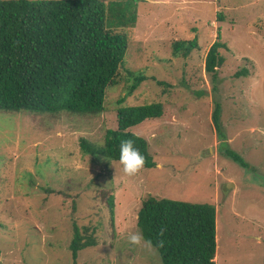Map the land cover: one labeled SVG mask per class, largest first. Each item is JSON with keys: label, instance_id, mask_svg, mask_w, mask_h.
<instances>
[{"label": "rangeland", "instance_id": "rangeland-1", "mask_svg": "<svg viewBox=\"0 0 264 264\" xmlns=\"http://www.w3.org/2000/svg\"><path fill=\"white\" fill-rule=\"evenodd\" d=\"M127 29L124 67L146 77L130 94L132 81L120 67L100 113L0 110L4 264H163L153 246L126 239L140 231L137 211L149 195L213 204L215 264H262L264 0H139L135 26ZM217 32L224 61L208 73L204 58ZM195 36L197 49L173 56L174 40ZM152 102L162 103V116L129 131L148 141L162 168L128 177L119 161L82 152V139L99 146L106 130L117 128L119 106ZM215 102L225 139L212 123ZM74 225L95 242L75 260Z\"/></svg>", "mask_w": 264, "mask_h": 264}, {"label": "trees", "instance_id": "trees-1", "mask_svg": "<svg viewBox=\"0 0 264 264\" xmlns=\"http://www.w3.org/2000/svg\"><path fill=\"white\" fill-rule=\"evenodd\" d=\"M138 1L0 0V110L100 113L107 88L118 83L120 67L132 81L126 93L130 94L146 79L143 73L124 67L127 28L135 26ZM224 46L217 32L204 58L206 72L215 73L222 65L219 49ZM171 47L173 56L187 57L198 48L197 37L176 39ZM162 114L160 102L121 105L117 128L106 130L104 143L98 146L82 139L80 148L84 153L119 161L121 142L133 139L146 157L145 168L154 167L148 141L129 128ZM220 115L221 105L215 102L212 123L225 139ZM225 153L244 164L236 152L227 149ZM108 204L113 215V196ZM136 225L163 264L216 262V209L211 203L149 195L137 211ZM161 229L165 230L163 236ZM72 233L69 247L75 260L79 250L95 242L90 235H82L77 225Z\"/></svg>", "mask_w": 264, "mask_h": 264}, {"label": "clouds", "instance_id": "clouds-1", "mask_svg": "<svg viewBox=\"0 0 264 264\" xmlns=\"http://www.w3.org/2000/svg\"><path fill=\"white\" fill-rule=\"evenodd\" d=\"M119 163L123 167L124 175L128 177L138 176L145 167L146 157L141 154L139 149L134 146L133 139H127L121 142L120 153H119ZM153 163L158 167L162 168L163 163L153 159ZM164 229H161L160 235L163 236ZM126 239L129 244L134 246H151V241H145L143 234L138 231H128L126 233ZM160 246H163V241H160ZM0 264H4L3 257H0Z\"/></svg>", "mask_w": 264, "mask_h": 264}, {"label": "crops", "instance_id": "crops-1", "mask_svg": "<svg viewBox=\"0 0 264 264\" xmlns=\"http://www.w3.org/2000/svg\"><path fill=\"white\" fill-rule=\"evenodd\" d=\"M217 256H218V255L216 254V259H217ZM216 259H215V260H216Z\"/></svg>", "mask_w": 264, "mask_h": 264}, {"label": "water", "instance_id": "water-1", "mask_svg": "<svg viewBox=\"0 0 264 264\" xmlns=\"http://www.w3.org/2000/svg\"><path fill=\"white\" fill-rule=\"evenodd\" d=\"M229 184H230V182L228 183V185L227 186H229ZM232 184V183H231Z\"/></svg>", "mask_w": 264, "mask_h": 264}, {"label": "bare ground", "instance_id": "bare-ground-1", "mask_svg": "<svg viewBox=\"0 0 264 264\" xmlns=\"http://www.w3.org/2000/svg\"><path fill=\"white\" fill-rule=\"evenodd\" d=\"M215 259H216V256H215Z\"/></svg>", "mask_w": 264, "mask_h": 264}]
</instances>
